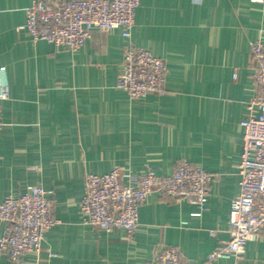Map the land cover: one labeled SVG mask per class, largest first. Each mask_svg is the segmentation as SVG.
<instances>
[{
    "label": "crops",
    "instance_id": "1",
    "mask_svg": "<svg viewBox=\"0 0 264 264\" xmlns=\"http://www.w3.org/2000/svg\"><path fill=\"white\" fill-rule=\"evenodd\" d=\"M31 4L0 0V68L9 84L0 104V203L40 186L59 223L38 255L16 263L0 253V264H157L165 247L188 264H264V235L241 259L208 261L230 239L240 193V124L256 94L251 42L264 35V0H141L129 40L120 29L95 30L78 51L19 30ZM129 42L166 61L164 96L131 99L117 88ZM183 162L213 176L201 216L190 202L155 192L133 239L83 224L87 174L151 168L164 176Z\"/></svg>",
    "mask_w": 264,
    "mask_h": 264
},
{
    "label": "built area",
    "instance_id": "2",
    "mask_svg": "<svg viewBox=\"0 0 264 264\" xmlns=\"http://www.w3.org/2000/svg\"><path fill=\"white\" fill-rule=\"evenodd\" d=\"M141 0H32L25 30L33 42L45 41L56 49L78 51L95 30L120 29L129 40ZM251 78L256 90L241 121L243 149L238 171L240 193L231 202L230 239L221 243L208 261L241 259L249 242L264 235V35L251 42ZM167 63L150 50L129 42L117 88L131 99L166 93ZM9 99L6 67L0 68V104ZM213 176L200 165L183 162L170 174L159 176L149 168L140 176L120 169L102 175L87 174L79 204L84 225L98 229H124L133 239L139 227L140 208L155 192L177 202L188 201L201 216L207 208ZM0 253L16 263L28 254L38 255L47 231L59 221L53 201L37 186L19 196L7 195L0 203ZM186 224V223H185ZM216 236V232H212ZM157 264H188L173 247L160 249Z\"/></svg>",
    "mask_w": 264,
    "mask_h": 264
}]
</instances>
